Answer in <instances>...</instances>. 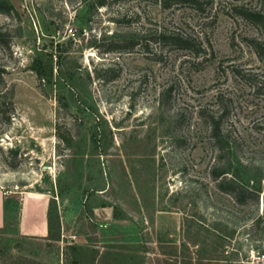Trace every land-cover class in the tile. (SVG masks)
Segmentation results:
<instances>
[{"label": "rangeland", "instance_id": "1", "mask_svg": "<svg viewBox=\"0 0 264 264\" xmlns=\"http://www.w3.org/2000/svg\"><path fill=\"white\" fill-rule=\"evenodd\" d=\"M10 1L0 101L14 110L0 116V189L42 193L53 221L47 238L23 236L18 197L8 196L0 264H257L264 34L230 4L258 2ZM209 117L262 175L258 202L217 187Z\"/></svg>", "mask_w": 264, "mask_h": 264}, {"label": "trees", "instance_id": "2", "mask_svg": "<svg viewBox=\"0 0 264 264\" xmlns=\"http://www.w3.org/2000/svg\"><path fill=\"white\" fill-rule=\"evenodd\" d=\"M110 0H98L97 6H105ZM112 1H122V0H112ZM257 5H251L246 3H231L230 10H232L235 15L241 19L249 22L253 26L257 27L261 33L264 34V0H256ZM164 6H169L172 3L177 2H192L199 3L198 0H161ZM0 13L6 14L8 16H14L17 14V9L11 3L10 0H0ZM7 32L0 30V42L3 45H8V40L6 39ZM170 41L177 44H185L186 39L180 38L176 35L167 36ZM133 43H129L122 49L132 48ZM120 47L116 44L112 45L109 50H118ZM255 50L260 58L264 59V46L260 42L255 41ZM35 69V68H34ZM37 69V68H36ZM35 69V70H36ZM38 76L40 80L42 79L43 73L38 70ZM48 82H51V75L47 76ZM1 78V74H0ZM65 97H59V102L64 108L68 107V103L64 99ZM6 101H0V116H4L5 120H9L10 116L14 110V105L12 101H9L11 105L10 112L8 115L5 113L4 105ZM207 120L210 128V136L214 140L215 147L218 151V157L216 163L212 167V178L216 181L217 187L225 193L230 194L237 202L245 204L248 200L258 202L260 195V185L262 175L252 172L248 166L243 164V162L236 155L235 145L233 140L229 137L227 132L223 131L222 119L221 117H209ZM58 136H60L58 132ZM65 140V139H64ZM53 206L50 203L49 213H48V225L49 233L51 235L52 231V212ZM114 216L117 217L116 211L114 210ZM72 248L78 253L83 247L81 245H73ZM77 257H74L72 263L76 262ZM79 261V259H78Z\"/></svg>", "mask_w": 264, "mask_h": 264}, {"label": "crops", "instance_id": "3", "mask_svg": "<svg viewBox=\"0 0 264 264\" xmlns=\"http://www.w3.org/2000/svg\"><path fill=\"white\" fill-rule=\"evenodd\" d=\"M16 195L19 200V232L23 236L45 239L49 234L48 202L40 192L0 189V228L4 226L5 199Z\"/></svg>", "mask_w": 264, "mask_h": 264}, {"label": "built area", "instance_id": "4", "mask_svg": "<svg viewBox=\"0 0 264 264\" xmlns=\"http://www.w3.org/2000/svg\"><path fill=\"white\" fill-rule=\"evenodd\" d=\"M257 264H264V253L258 257Z\"/></svg>", "mask_w": 264, "mask_h": 264}]
</instances>
